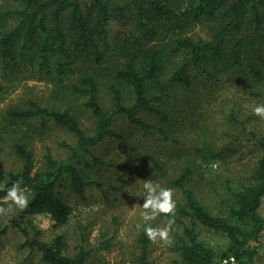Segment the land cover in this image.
Returning <instances> with one entry per match:
<instances>
[{"label": "trees", "instance_id": "1", "mask_svg": "<svg viewBox=\"0 0 264 264\" xmlns=\"http://www.w3.org/2000/svg\"><path fill=\"white\" fill-rule=\"evenodd\" d=\"M136 1V24L112 42L111 23L116 18L123 17L124 24L129 20L128 6L117 5L116 0H87L85 4L81 0H5L0 4V69L8 73L24 68L38 79H50L57 97L83 98V107L95 121L94 133L89 134L69 107H48L31 100L26 107L8 108L5 123H0L1 132L17 133L27 125L26 136L32 133L40 137L54 124L72 133L77 143L63 144L70 156L61 160L47 152L38 167L28 143L14 142L20 167L0 171V207H7L2 197L18 180L29 199L20 219L13 218L0 226V246L1 237L12 227L26 238L23 246L38 250L44 263L87 264L89 253L82 245L70 256L64 235L44 241L31 218L27 222L23 218L46 215L55 230L70 223L74 209L69 194L85 199L89 189L101 187L96 173L106 163L93 148L108 138L128 145L114 128L117 119L127 120L145 136L157 134L169 140L166 127L171 113L167 105L173 100L179 102L180 89H190L202 76H210L211 68L229 56L244 74L250 70L254 81L264 79V62L253 61L244 52L247 43H252L251 28L264 33V0H184L185 6L180 5L177 11L167 3L169 0ZM207 22L210 37L189 34L192 26ZM257 41L264 40L260 37ZM103 88L111 97L110 113L101 103ZM3 91L0 83V94ZM234 117L231 113L235 121ZM32 120L39 121V128L30 125ZM251 136L259 153L251 180L235 188L226 182L229 194L222 200L219 215L197 196L194 171L204 174L202 165L220 162L235 149H218L212 141H202L184 154L186 164L179 174L168 179L169 186L182 195V199L174 196L176 208L169 217L174 222L169 231L172 251L178 254L173 264H217L229 257L240 264H256L264 232L260 214L264 200V136L253 132ZM245 141L250 140L247 137L241 145ZM149 158L159 171H164L154 157ZM202 231L226 240L225 249L218 250L203 239ZM138 242L139 264H154L149 260L151 240L142 232Z\"/></svg>", "mask_w": 264, "mask_h": 264}, {"label": "rangeland", "instance_id": "2", "mask_svg": "<svg viewBox=\"0 0 264 264\" xmlns=\"http://www.w3.org/2000/svg\"><path fill=\"white\" fill-rule=\"evenodd\" d=\"M83 4L87 0H81ZM136 0H116L119 6H128L129 20L124 24L123 17L116 18L110 25V41L119 34L126 35L136 24ZM184 0H169L167 3L177 11ZM5 0H0L4 4ZM198 38L210 37V23L195 24L189 33ZM250 42L244 49L253 61L264 62V33L258 34L250 29ZM263 61V62H262ZM261 65V64H260ZM262 66V65H261ZM264 70V63L261 67ZM250 70L245 74L231 62L229 56L223 63L211 68V75L202 76L190 89H180L178 100L167 105L170 123L166 127L169 140L159 135L145 136L138 128L127 120L119 118L115 122V130L119 132L128 145L108 138L93 148V152L104 165L97 171V179L101 187L93 186L86 193V198L69 194V202L74 211L70 223L55 230L51 219L46 215L28 218L42 231L41 239L50 241L57 235H64L68 245V254L73 256L77 247L82 245L89 253L87 264H139L140 245L138 242L143 228L138 229L141 207L144 203L143 184L152 180L161 187H169L168 179L176 177L186 164L184 154L199 147L202 141H212L218 149L232 148L225 158L209 166L202 165L204 174L194 171L193 185L202 203L213 214L219 215L222 200L228 197L226 182L233 188L246 184L251 180L259 153L253 147L251 133L264 136V119L253 113L258 102H264V79L254 81ZM0 83L4 91L0 94V123L6 120L9 107H26L28 102L37 101L48 107H69L78 116L82 126L89 134L95 130V121L88 110L83 107V98L71 96L57 97L53 91L54 84L50 79H38L29 70L20 68L5 73L0 69ZM183 100H186L184 102ZM101 103L107 112H111V97L106 88L101 92ZM234 114V120L231 118ZM151 120V119H150ZM30 125L39 128V121L32 120ZM17 133L0 130V171L17 170L20 162L13 149L15 141H26L33 149L38 167L44 163V155L49 152L56 160L70 156V150L63 144L75 146L76 137L69 131L50 124L43 136L38 134L26 136L27 125ZM32 135V136H31ZM238 137V139H236ZM241 145V141L247 139ZM154 157L164 171H159L149 157ZM174 196L182 199L175 188H171ZM8 203L6 201L8 208ZM264 219V200L260 210ZM22 209L12 207L0 214V226L4 227L11 219H20ZM170 218L163 215L148 221L153 227H164ZM171 225H174L172 222ZM31 236L35 234L31 232ZM201 236L216 249H225L227 242L202 231ZM26 238L17 229L10 227L1 237L0 264H47L42 261L41 253L24 247ZM173 240L169 232L167 240L157 237L151 240L149 260L154 264H173L178 254L172 251ZM217 264H220L218 262ZM256 264H264V232L259 243Z\"/></svg>", "mask_w": 264, "mask_h": 264}, {"label": "clouds", "instance_id": "3", "mask_svg": "<svg viewBox=\"0 0 264 264\" xmlns=\"http://www.w3.org/2000/svg\"><path fill=\"white\" fill-rule=\"evenodd\" d=\"M253 113L260 119H264V102H258L253 108ZM21 181H16L7 188L6 194L2 197L4 201L9 202L8 208L0 207V214H3L8 209L16 207L23 209L28 204L29 194L21 187ZM144 203L141 207L140 218L142 223H137L138 229L143 228V232L149 240H155L159 237L162 240H167L171 229L172 220L164 227H153L148 221L157 216L163 215L166 219L174 214L176 201L174 192L169 187H161L158 183L152 180H146L143 184Z\"/></svg>", "mask_w": 264, "mask_h": 264}, {"label": "built area", "instance_id": "4", "mask_svg": "<svg viewBox=\"0 0 264 264\" xmlns=\"http://www.w3.org/2000/svg\"><path fill=\"white\" fill-rule=\"evenodd\" d=\"M220 264H240L235 257H229L223 259Z\"/></svg>", "mask_w": 264, "mask_h": 264}]
</instances>
